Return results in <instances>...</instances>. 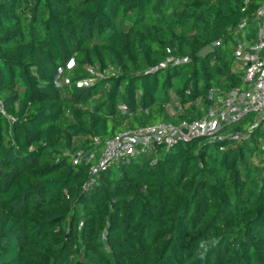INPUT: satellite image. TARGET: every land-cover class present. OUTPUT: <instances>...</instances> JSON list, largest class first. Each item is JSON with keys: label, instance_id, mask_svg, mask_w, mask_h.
Listing matches in <instances>:
<instances>
[{"label": "trees", "instance_id": "16d2710c", "mask_svg": "<svg viewBox=\"0 0 264 264\" xmlns=\"http://www.w3.org/2000/svg\"><path fill=\"white\" fill-rule=\"evenodd\" d=\"M261 1L0 0V264H264L263 126L143 154L91 184V164L73 163L243 87L238 27ZM91 67L115 75L77 87Z\"/></svg>", "mask_w": 264, "mask_h": 264}, {"label": "built area", "instance_id": "2783aa9c", "mask_svg": "<svg viewBox=\"0 0 264 264\" xmlns=\"http://www.w3.org/2000/svg\"><path fill=\"white\" fill-rule=\"evenodd\" d=\"M252 20L257 30L256 35L253 37L247 35L245 33L247 23L245 21L241 23L238 27L240 33L235 50V60L243 70L244 86L226 93L219 88L212 89L208 94L211 106L197 120H185L177 124L157 122L131 128L107 140L101 150L87 154L78 151L73 158V163L91 164L90 184L94 181L93 176L101 170L125 161L128 162L143 154L156 153L162 148L169 149L194 139H205L209 144L238 141L244 134L228 129L243 121L250 114H256V118L254 123L247 128L246 134L252 133L259 126L264 127V0L253 13ZM182 62L175 61L176 64ZM165 65L166 63L162 66ZM73 66L72 61L67 68L71 69ZM114 75L115 72L112 69L102 71L91 67L87 69L86 77L78 80L75 85L79 88L93 86L96 82ZM55 84L58 88H70L73 85L63 69H59ZM0 109L3 112L1 101ZM125 109V106H120V110ZM94 141L99 143L100 140L95 138ZM222 150H225V147H222Z\"/></svg>", "mask_w": 264, "mask_h": 264}, {"label": "rangeland", "instance_id": "374dc122", "mask_svg": "<svg viewBox=\"0 0 264 264\" xmlns=\"http://www.w3.org/2000/svg\"><path fill=\"white\" fill-rule=\"evenodd\" d=\"M256 32H257V30L254 28V26L252 24V26H250V28L247 29L245 33L247 35H251L253 37L256 35ZM232 47H234V46H232ZM255 118H256V114H250L243 121L236 123L232 127H235L239 124H242L243 128L246 130L249 126H251L254 123ZM260 159H261L260 157H256L255 162H259Z\"/></svg>", "mask_w": 264, "mask_h": 264}, {"label": "clouds", "instance_id": "9594fccd", "mask_svg": "<svg viewBox=\"0 0 264 264\" xmlns=\"http://www.w3.org/2000/svg\"><path fill=\"white\" fill-rule=\"evenodd\" d=\"M216 244H217V241L215 239L200 241L199 248L200 250H202L198 252V255L200 256V258L203 259L207 255L209 250L215 247Z\"/></svg>", "mask_w": 264, "mask_h": 264}, {"label": "water", "instance_id": "95a60500", "mask_svg": "<svg viewBox=\"0 0 264 264\" xmlns=\"http://www.w3.org/2000/svg\"><path fill=\"white\" fill-rule=\"evenodd\" d=\"M212 51H213V48L211 46H206L199 51V53L197 54V57L205 58Z\"/></svg>", "mask_w": 264, "mask_h": 264}]
</instances>
